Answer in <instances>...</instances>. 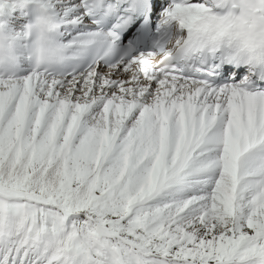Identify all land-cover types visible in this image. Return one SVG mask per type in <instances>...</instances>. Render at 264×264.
I'll list each match as a JSON object with an SVG mask.
<instances>
[{"label": "snow or ice", "instance_id": "6c2138e0", "mask_svg": "<svg viewBox=\"0 0 264 264\" xmlns=\"http://www.w3.org/2000/svg\"><path fill=\"white\" fill-rule=\"evenodd\" d=\"M0 264H264V0H0Z\"/></svg>", "mask_w": 264, "mask_h": 264}]
</instances>
